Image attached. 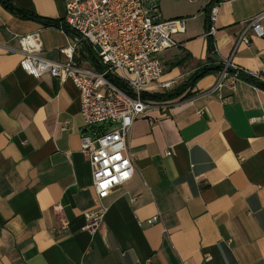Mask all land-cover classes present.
<instances>
[{
    "label": "crops",
    "instance_id": "crops-1",
    "mask_svg": "<svg viewBox=\"0 0 264 264\" xmlns=\"http://www.w3.org/2000/svg\"><path fill=\"white\" fill-rule=\"evenodd\" d=\"M10 1L15 13L0 3V264H264V91L243 80L216 89L214 71L179 98L150 101L170 109L133 125V179L105 201L104 222L92 233L86 214L97 197L82 151L80 92L50 74L29 76L18 53L17 37L40 33L43 56L67 62L60 50L74 35L52 25L64 22L67 0ZM160 8L164 21L186 25L160 55L163 81L178 82L172 92L212 59L264 82V39L233 53L264 0H160ZM75 61L102 69L87 44Z\"/></svg>",
    "mask_w": 264,
    "mask_h": 264
},
{
    "label": "built area",
    "instance_id": "built-area-1",
    "mask_svg": "<svg viewBox=\"0 0 264 264\" xmlns=\"http://www.w3.org/2000/svg\"><path fill=\"white\" fill-rule=\"evenodd\" d=\"M218 6L211 9L208 36L214 37L217 32ZM263 23L264 12L247 21L233 53L242 45L250 46L253 37L264 39ZM57 28L74 35L73 43L60 50L67 62L46 59L41 35L33 33L17 37L20 66L36 79L50 74L61 84L71 81L80 92L86 127L82 151L92 169L97 197V209L86 214V221L87 229L94 233L108 212L105 201L133 179L135 165L127 149L133 125L154 110L167 113L170 109L167 103H152L143 96L154 87L169 92L177 86L175 80L163 81L165 69L160 55L177 46L175 36L185 34L186 25L184 20L164 21L160 0H67L64 22ZM80 44L96 49L100 71L84 68L75 61ZM231 69L236 74H230ZM240 73L261 80L256 74L235 69L227 60L216 89L227 82L237 83ZM111 79L124 83L127 90L117 87ZM172 155V151L167 152V156ZM158 221L159 217H154L148 224Z\"/></svg>",
    "mask_w": 264,
    "mask_h": 264
},
{
    "label": "trees",
    "instance_id": "trees-1",
    "mask_svg": "<svg viewBox=\"0 0 264 264\" xmlns=\"http://www.w3.org/2000/svg\"><path fill=\"white\" fill-rule=\"evenodd\" d=\"M0 3L9 11L11 12H16V8L15 6L11 3L10 0H0ZM218 3H220V1H218ZM210 17V16H209ZM51 24V23H49ZM53 26L57 27L58 24H52ZM210 29V28H209ZM208 51L209 54L215 55V42L212 36H208ZM219 65L221 66V69L215 71V72H220L222 70L223 67V63H217L216 61L210 60L209 63L203 67L199 72L195 73L190 79L189 81L184 84L182 87H179L178 89H176L175 91H171V92H167V93H163V94H156V95H149L148 93L144 94L143 98L147 101H156V102H162V101H168V100H173L176 98H179L181 96H183L188 89L190 88V85L193 84L195 85L199 80H201L202 78H204L205 76L213 73V72H209L208 69L210 67ZM230 74L234 75L236 74V71H234L233 69L230 70ZM240 78L241 80L255 86L256 88L261 89L262 91H264V82L256 79L254 77L245 75L243 73H240ZM112 82L119 87L122 90H127V87L124 83H122L121 81L117 80V79H111ZM103 130V129H102Z\"/></svg>",
    "mask_w": 264,
    "mask_h": 264
},
{
    "label": "water",
    "instance_id": "water-1",
    "mask_svg": "<svg viewBox=\"0 0 264 264\" xmlns=\"http://www.w3.org/2000/svg\"><path fill=\"white\" fill-rule=\"evenodd\" d=\"M219 69H221V66H219V65H217V66H213V67H210L209 69H208V71L209 72H214V71H217V70H219ZM101 70V69H100ZM193 84H191V86H192Z\"/></svg>",
    "mask_w": 264,
    "mask_h": 264
}]
</instances>
